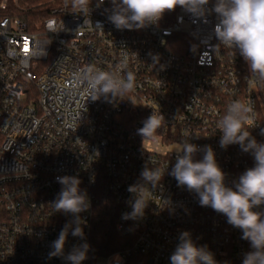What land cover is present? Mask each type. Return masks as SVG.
Here are the masks:
<instances>
[{"label": "built area", "instance_id": "obj_1", "mask_svg": "<svg viewBox=\"0 0 264 264\" xmlns=\"http://www.w3.org/2000/svg\"><path fill=\"white\" fill-rule=\"evenodd\" d=\"M18 1L0 0V264H69L49 255L74 219L52 206L63 176L78 177L90 201L80 213L84 239L69 231L64 249L67 255L87 243L82 264H171L183 232L218 264H242L251 251L242 231L200 206L197 194L170 174L185 141L211 146L229 187L254 166L239 145L220 146L217 121L232 100L253 102L250 132L264 143V82L255 80L238 48L220 45L215 14L198 17L177 6L157 24L129 30L110 21L111 0H92L89 15L71 0H55L37 31H27L13 14ZM90 65L133 72L134 90L121 99L88 98L81 76ZM154 111L164 126L158 139L144 140L137 130ZM146 166L166 169L163 179L149 185L152 193L141 190L150 199L143 217L124 218L135 198L129 186ZM103 204L115 209V231L129 245L92 259V222Z\"/></svg>", "mask_w": 264, "mask_h": 264}, {"label": "clouds", "instance_id": "obj_2", "mask_svg": "<svg viewBox=\"0 0 264 264\" xmlns=\"http://www.w3.org/2000/svg\"><path fill=\"white\" fill-rule=\"evenodd\" d=\"M111 3L113 9L109 19L118 29H140L157 24L166 12L177 6L198 17L214 13L217 18L215 35L220 45L225 49L238 48L255 80L264 82V0H215L211 9L207 7L210 0H111ZM91 4L92 0H71L72 8L88 15ZM81 79L87 84L88 98L94 101L102 96L121 99L136 86L135 74L131 71L121 74L93 65L83 69ZM254 121L253 102L239 99L232 100L217 121L220 146L239 145L243 152L254 158V166L245 170L234 181V186L226 185V174L217 163L211 146L200 149L189 141L183 142L176 151L178 155L170 173L178 186L197 194L200 206L211 207L223 214L227 223L242 231V239L247 240L251 248L245 253L242 264H264V211L256 210L264 205V143L258 142L250 132L255 126ZM164 123V117L154 111L137 130L138 134L144 140H156L157 130ZM199 151L204 154L197 160L195 156ZM165 170L155 166H146L142 170L140 182L129 186L128 191L135 198L130 204L132 211L125 213L124 218L143 217L150 199L141 196V190L152 193L149 185L153 189L159 185ZM57 180L62 188L52 206L55 212L71 214L74 219L65 224L52 242L49 255L62 256L69 264H82L87 259V243L74 246L67 255L64 249L69 231L72 236L84 239L80 213L89 209L90 201L86 191L80 189L78 177L63 176ZM170 261L171 264H218L207 246H197L188 232L181 233Z\"/></svg>", "mask_w": 264, "mask_h": 264}, {"label": "trees", "instance_id": "obj_3", "mask_svg": "<svg viewBox=\"0 0 264 264\" xmlns=\"http://www.w3.org/2000/svg\"><path fill=\"white\" fill-rule=\"evenodd\" d=\"M54 0H19L13 14L26 26L27 31H37L38 26L50 16L56 5ZM3 15L0 13V18ZM107 204H103L96 212L91 228V257L109 256L129 245L128 242L115 231L116 214L111 207L107 211Z\"/></svg>", "mask_w": 264, "mask_h": 264}, {"label": "rangeland", "instance_id": "obj_4", "mask_svg": "<svg viewBox=\"0 0 264 264\" xmlns=\"http://www.w3.org/2000/svg\"><path fill=\"white\" fill-rule=\"evenodd\" d=\"M175 151L176 150V148L175 147H172V148H170V151Z\"/></svg>", "mask_w": 264, "mask_h": 264}]
</instances>
